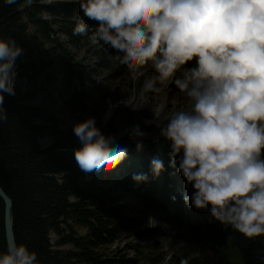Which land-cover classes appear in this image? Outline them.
<instances>
[{
	"label": "clouds",
	"instance_id": "clouds-1",
	"mask_svg": "<svg viewBox=\"0 0 264 264\" xmlns=\"http://www.w3.org/2000/svg\"><path fill=\"white\" fill-rule=\"evenodd\" d=\"M78 2L83 18L73 35L87 34L85 18L97 22L90 39L114 49L113 59L131 75L153 69L146 91L175 85L183 94L185 109L171 111L160 135L170 146V167L195 189L193 206L211 205L217 221L247 239L264 236V0ZM22 51L15 40L0 38V121L8 117L4 94L15 96V62ZM192 61L196 66L188 67ZM165 107L153 110L155 119ZM73 131L82 145L75 160L86 173L111 170L127 157V149L110 146L112 138L94 117ZM130 135L146 134L135 125ZM151 169L159 176L163 161L153 158ZM0 264L39 261L37 253L12 241L0 252Z\"/></svg>",
	"mask_w": 264,
	"mask_h": 264
},
{
	"label": "trees",
	"instance_id": "trees-1",
	"mask_svg": "<svg viewBox=\"0 0 264 264\" xmlns=\"http://www.w3.org/2000/svg\"><path fill=\"white\" fill-rule=\"evenodd\" d=\"M46 1L0 0V38L15 40L23 49L15 62V96L4 94L8 117L0 121V186L13 202L16 243L37 253L39 264H138L121 254L110 257L97 250L141 229L117 204L109 189L101 186L113 184L141 201L146 209L159 211L169 222L186 230L189 240L185 249L193 248L199 259L210 264H264V236L247 239L226 227L212 216L211 205L187 212L188 201L184 197L191 198L195 189L170 167V146L165 138L140 142L142 150L137 149L138 143L121 140L110 145L127 149V157L119 165L104 172L81 170L74 155L81 142L74 134V126L63 128V121L54 112V95L78 123L94 117L96 126L110 138L117 129L113 121L103 122L104 113L95 94V69L77 60L58 36L61 33L77 44L79 35H73L77 22L71 19H82V9L69 10L45 4ZM46 14L52 19L47 20ZM90 34L87 32L84 37ZM47 46L58 61L38 58L37 53ZM102 54L114 57L116 53L105 46ZM195 66V61L188 64ZM54 68L60 71V80L50 72ZM75 79L82 89L66 96ZM46 134L54 140L44 147L40 141ZM153 158L164 163L159 176L152 172ZM138 174L148 179L133 180ZM176 175L180 177L179 184ZM76 227L86 230V234L81 235ZM53 234L58 236L56 242ZM138 235L155 239L162 233L149 230ZM67 246L72 250H63ZM6 247L5 202L0 196V252ZM198 262L190 260V264Z\"/></svg>",
	"mask_w": 264,
	"mask_h": 264
},
{
	"label": "rangeland",
	"instance_id": "rangeland-1",
	"mask_svg": "<svg viewBox=\"0 0 264 264\" xmlns=\"http://www.w3.org/2000/svg\"><path fill=\"white\" fill-rule=\"evenodd\" d=\"M45 4L57 7H63L69 10H77L80 8L78 0H47ZM81 9V8H80ZM82 17V14H80ZM47 20H51L52 17L48 14L45 15ZM83 18V17H82ZM74 22H78V19H71ZM86 20L89 25L88 32L91 33L89 37L79 35L77 44L69 42L68 38L59 34V39L65 44L68 51L76 57L77 60L83 61L84 64L95 69L96 76L93 80L96 83V97L100 111H103L104 124L113 121L117 134L112 137L110 145L117 142L128 139L133 143L140 142H156L164 139L160 135L161 128L167 122V116L171 114L173 109H185L186 101L175 85H160V91L158 94L152 93L155 98V103L151 105L148 110V114H138L134 118H128L124 115L125 108L133 102L136 98H142L146 100L145 84L150 80L142 82L140 80L141 73L135 75L130 74V70L119 62L113 59L112 56L102 54L105 44L102 42H93L90 39L94 32L97 22H90ZM59 33V28H56ZM38 58H43L45 61H58V56H51L50 50L47 47L37 53ZM150 69H152L149 66ZM59 80L62 75L57 68L50 70ZM159 86V84H157ZM82 86L78 79H75L71 85L70 90L67 91L66 96H70L72 91L80 90ZM55 96L56 106L54 112L63 121V128L67 129L70 126L76 125L78 122L69 117L68 111L65 105L60 99ZM41 101V98H38ZM168 102L169 108L164 109L158 122L150 125L151 118L154 116L153 110L160 105H166ZM113 110L114 115L110 120L105 119V114ZM150 117V120L147 119ZM139 125L140 129L146 134L143 138L132 137L130 131L133 126ZM54 138L46 134L41 139V144L46 147L53 143ZM176 182L180 183V177L175 176ZM103 188L109 189L110 194L114 197L119 206L124 207L127 210V216L134 218L140 225L141 229L136 232H128L124 234L118 241L112 245L101 246L98 248V252L112 257L116 254H121L128 260H133L138 264H190V260L198 259V264H210L202 259L198 258V254L193 248H188L189 234L186 230L178 228L176 225L169 222L166 217L157 210L146 209L145 205L130 196L128 193L122 192L115 188L113 184H101ZM188 213L192 211H200L193 206L191 198H189L186 208ZM151 221V223H150ZM198 220H194L197 222ZM159 230L162 236L159 238H141L139 232ZM76 231L81 235L86 234V230L76 227ZM53 242L58 240V236L52 235ZM185 249V250H183ZM63 250H72L71 246L64 247Z\"/></svg>",
	"mask_w": 264,
	"mask_h": 264
},
{
	"label": "bare ground",
	"instance_id": "bare-ground-1",
	"mask_svg": "<svg viewBox=\"0 0 264 264\" xmlns=\"http://www.w3.org/2000/svg\"><path fill=\"white\" fill-rule=\"evenodd\" d=\"M140 73L142 74L140 78L142 82L145 80H151L155 76L153 69H150L149 67L143 68ZM157 87L160 88V85L159 86L157 85ZM152 93L158 94V92L156 91H147L146 100L144 101L142 98H136L125 108L124 115L127 116L128 118H134L138 114H142V113L148 114V110L150 109L151 105L155 103V98ZM165 108L166 109L169 108L168 102ZM113 115H114L113 110H109L105 114V119L110 120L113 117ZM149 120L150 117L147 119V121ZM151 120L152 122L150 123V125H153L154 123L159 121V119L158 120L155 119L154 116L151 118Z\"/></svg>",
	"mask_w": 264,
	"mask_h": 264
},
{
	"label": "water",
	"instance_id": "water-1",
	"mask_svg": "<svg viewBox=\"0 0 264 264\" xmlns=\"http://www.w3.org/2000/svg\"><path fill=\"white\" fill-rule=\"evenodd\" d=\"M0 196L5 202V227H6L7 244L12 241L16 242V237L14 233V224H13V214H12L13 202L3 191L1 186H0Z\"/></svg>",
	"mask_w": 264,
	"mask_h": 264
}]
</instances>
